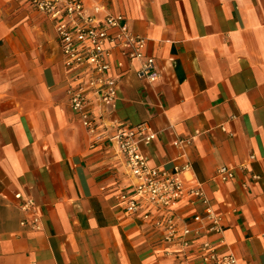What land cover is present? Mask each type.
I'll use <instances>...</instances> for the list:
<instances>
[{
	"label": "crops",
	"instance_id": "0c3cea01",
	"mask_svg": "<svg viewBox=\"0 0 264 264\" xmlns=\"http://www.w3.org/2000/svg\"><path fill=\"white\" fill-rule=\"evenodd\" d=\"M94 3L147 40L159 77H139V61L115 53L125 63L111 71L119 98L104 117L90 103L91 135L72 108L75 71L54 22L26 0H0V264H202L198 242L170 245L152 232L143 215L157 207L143 200L131 213L120 201L133 188L106 137L113 122L147 123L157 133L145 148L150 164H189L186 178L222 216L224 234L209 236L218 250L264 264V0ZM223 166L233 179L215 177ZM29 198L40 230L21 225ZM202 209L185 196L173 212L190 219Z\"/></svg>",
	"mask_w": 264,
	"mask_h": 264
},
{
	"label": "built area",
	"instance_id": "2783aa9c",
	"mask_svg": "<svg viewBox=\"0 0 264 264\" xmlns=\"http://www.w3.org/2000/svg\"><path fill=\"white\" fill-rule=\"evenodd\" d=\"M37 11L51 19L56 28L64 64L75 71L77 85L68 90L74 111L78 112L88 133L95 135L97 118L88 109L94 100L100 105L99 116L119 98V77L111 75L113 68L122 69L123 60H114L115 53L129 61H139L138 75L153 82L159 77L155 70V58L147 55V40L131 30L124 15L113 14L100 3L88 4V0H26ZM115 132L107 139L124 157L127 173L132 182V192L119 195L128 212L140 209L146 200L157 207L159 215L144 213L152 232L170 245L187 248L198 245L202 264H242L233 253H222L209 239L210 235L224 234L222 216L211 199L195 179L186 178L189 164L161 169L150 164L145 148L156 139L157 133L147 123L136 125L115 123ZM187 140L174 141L175 146H185ZM253 158V157H252ZM222 181L234 178L232 168L220 167L215 175ZM189 196L202 211L190 219L174 214L173 207L183 197ZM21 209L26 213L23 227L40 230L41 215L32 198L25 200ZM223 238L221 239L222 242Z\"/></svg>",
	"mask_w": 264,
	"mask_h": 264
}]
</instances>
